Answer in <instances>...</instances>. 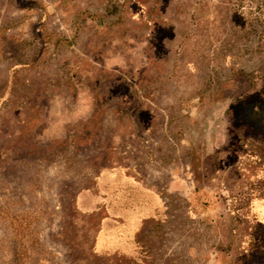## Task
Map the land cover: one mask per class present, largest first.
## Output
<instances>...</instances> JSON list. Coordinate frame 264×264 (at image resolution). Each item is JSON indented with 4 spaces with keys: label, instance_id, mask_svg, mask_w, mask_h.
Returning <instances> with one entry per match:
<instances>
[{
    "label": "rangeland",
    "instance_id": "374dc122",
    "mask_svg": "<svg viewBox=\"0 0 264 264\" xmlns=\"http://www.w3.org/2000/svg\"><path fill=\"white\" fill-rule=\"evenodd\" d=\"M0 264H264V0H0Z\"/></svg>",
    "mask_w": 264,
    "mask_h": 264
},
{
    "label": "clouds",
    "instance_id": "9594fccd",
    "mask_svg": "<svg viewBox=\"0 0 264 264\" xmlns=\"http://www.w3.org/2000/svg\"><path fill=\"white\" fill-rule=\"evenodd\" d=\"M94 99L88 89H81L70 107L61 93L54 94L48 102V131L60 135L66 123L86 118L92 111Z\"/></svg>",
    "mask_w": 264,
    "mask_h": 264
}]
</instances>
